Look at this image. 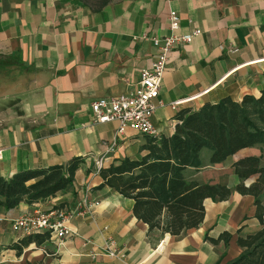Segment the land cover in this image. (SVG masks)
<instances>
[{
    "label": "crops",
    "instance_id": "0c3cea01",
    "mask_svg": "<svg viewBox=\"0 0 264 264\" xmlns=\"http://www.w3.org/2000/svg\"><path fill=\"white\" fill-rule=\"evenodd\" d=\"M92 6L87 0H0V176L84 160L72 187L13 208L0 202V264H224L235 259L243 250L239 237L258 231L264 213L260 219L254 195L235 189L241 179L234 163L255 155L264 165V144L219 163H211V151L203 148L200 167L189 166L186 178L226 184L231 196L205 198L203 221L175 236L150 230L133 212V198L102 184L97 160L103 157L101 166H108L140 158L146 138L130 129L118 133L116 120L95 123L91 103L135 90L142 68L158 52L151 38L169 35L173 10L181 19L180 33L201 31L171 51L152 117L157 136L172 135L184 109L226 96L259 97L264 0H110L100 9ZM253 181L250 177L246 185ZM52 208L73 214L68 225L74 234L19 248L29 235L12 229L14 218ZM223 232L231 234L228 242L220 239ZM110 240L123 256L108 254Z\"/></svg>",
    "mask_w": 264,
    "mask_h": 264
},
{
    "label": "trees",
    "instance_id": "16d2710c",
    "mask_svg": "<svg viewBox=\"0 0 264 264\" xmlns=\"http://www.w3.org/2000/svg\"><path fill=\"white\" fill-rule=\"evenodd\" d=\"M109 1L99 0L92 7L100 9ZM177 116L180 123L172 135L144 134V156L126 157L99 168L102 184L133 198V212L150 230L159 229L175 236L203 221L205 198L220 200L231 196L232 190L226 184L186 178L184 172L189 166L200 167L203 148L211 151V163H219L248 146L264 144V89L259 97L247 93L241 100H235L226 96L217 103L184 109ZM83 164L84 160L77 157L64 164L20 171L10 178L0 176V195L4 198L0 202L13 208L23 200L32 203L53 196L72 187L75 173ZM234 165L241 179L235 189L254 195L257 214L262 219V157L248 155ZM250 177L254 181L247 186ZM230 236L229 232H223L220 239L228 242ZM49 238V232L30 234L18 247L31 241L39 244ZM239 244L243 247L241 254L224 264H264V223L258 231L239 237Z\"/></svg>",
    "mask_w": 264,
    "mask_h": 264
},
{
    "label": "built area",
    "instance_id": "2783aa9c",
    "mask_svg": "<svg viewBox=\"0 0 264 264\" xmlns=\"http://www.w3.org/2000/svg\"><path fill=\"white\" fill-rule=\"evenodd\" d=\"M169 35L154 36L151 38L157 47L156 58L150 66L143 67L140 74V82L132 93H122L113 97H101L91 103L95 123L116 120L119 124L118 133L125 134L126 130H132L141 135H158V130L152 123V117L156 111V99L159 96L163 75L167 68V61L174 47L185 42H191L200 34L201 29L180 33L181 19L176 11H171L168 17ZM184 99L174 101L172 108ZM103 157L97 160L98 169L101 168ZM97 203V202H96ZM91 205V203H90ZM73 214L65 209H50L23 213L12 221V229L25 235L49 232L50 238L55 237L60 242L66 237H71L75 231L68 222ZM107 248L111 256H123L113 240H110Z\"/></svg>",
    "mask_w": 264,
    "mask_h": 264
},
{
    "label": "rangeland",
    "instance_id": "374dc122",
    "mask_svg": "<svg viewBox=\"0 0 264 264\" xmlns=\"http://www.w3.org/2000/svg\"><path fill=\"white\" fill-rule=\"evenodd\" d=\"M87 1H89V4H91V5H96V3H98V1L99 0H87ZM204 151H207L208 153L210 152L208 149H204Z\"/></svg>",
    "mask_w": 264,
    "mask_h": 264
}]
</instances>
